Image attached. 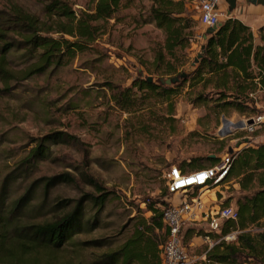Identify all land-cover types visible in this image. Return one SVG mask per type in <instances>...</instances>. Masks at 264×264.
Instances as JSON below:
<instances>
[{
  "label": "rangeland",
  "instance_id": "obj_1",
  "mask_svg": "<svg viewBox=\"0 0 264 264\" xmlns=\"http://www.w3.org/2000/svg\"><path fill=\"white\" fill-rule=\"evenodd\" d=\"M50 1L0 0V11L9 12L17 5L45 20V6ZM62 1L77 14L93 10L90 0ZM125 3L128 6L120 10L116 19L100 22L104 35L62 67L23 80L20 72L29 65L28 57L22 51L8 55L14 77L10 83L0 78V212L10 217L3 231L12 234L14 224L44 223L64 215L84 194H97L89 177L111 195L99 216L96 208L87 204L85 231L60 250L38 252L29 264H92L97 255L118 249L132 235L140 218L152 216L147 211L149 202H164L166 207L185 196L198 195L169 194L171 167L186 163V172L199 166L209 167L208 159L213 156L218 160L216 166L227 154L231 156L249 144L264 143V126L259 125L264 122L263 104H260L262 116L250 118L234 109L218 113L207 108L187 89L170 103L150 97L142 103L143 109L131 112L122 111L110 102L111 94L105 84L112 82L127 88L140 72L144 76L149 70L152 72L155 51L165 39L163 32L150 22L151 0ZM220 8L228 15L230 0H221ZM231 12V17L238 15L254 27L264 24V6L237 0ZM188 14L197 23L198 41L190 54L194 59L201 51L200 44L205 42L203 35L207 28L200 21L197 0L188 4ZM227 18L223 16L221 22ZM224 118L230 122L225 127ZM259 118L263 120L258 121ZM250 120L255 121L254 126L235 129L234 124ZM140 121L147 124L141 125ZM223 127L230 134H220ZM54 132L76 136L80 143H52L48 156L36 166L22 167L20 164L39 144L37 141ZM65 173L76 181L45 191L40 180ZM9 176L12 177L7 180ZM28 191L27 204L10 215L16 202ZM205 194L213 204L227 207L236 206L244 193L236 180L228 179ZM96 217L99 223L92 226ZM191 229L195 235L188 238ZM205 233L208 228L202 224L186 225L182 232L183 245L199 258L197 264L206 263ZM199 236L202 239H195ZM93 240H104L107 245L104 248L83 245Z\"/></svg>",
  "mask_w": 264,
  "mask_h": 264
},
{
  "label": "trees",
  "instance_id": "obj_2",
  "mask_svg": "<svg viewBox=\"0 0 264 264\" xmlns=\"http://www.w3.org/2000/svg\"><path fill=\"white\" fill-rule=\"evenodd\" d=\"M130 1L90 0L93 10L77 14L65 1L52 0L45 6V20L17 5L9 12L0 11V78L10 83L14 77L8 63L12 51H22L29 59V65L20 72L23 80L66 65L104 35L100 22L116 19L120 10L128 6L125 2ZM191 1L151 0L150 22L165 36L163 45L155 51L153 71L149 70L151 73L146 76L140 72L127 88L107 82L105 87L110 91V102L122 111L131 112L143 109L142 103L150 97L170 103L187 89L196 96L199 104L218 113L234 109L250 118L261 117L260 104L264 105V26L258 31L260 43L257 44L251 27L237 18L228 17L214 33L207 35L205 42L200 44V53L191 59V50L198 41L197 23L188 14ZM56 35L59 38H55ZM199 55L201 58L196 62ZM183 74H186L185 78ZM175 78L179 81L171 85L162 83V80ZM137 93L144 95L139 97ZM143 122L140 124H147ZM260 125L264 126V122ZM37 142L39 144L20 164L22 167L31 169L36 166L48 156L52 143L79 144L80 140L65 132H54ZM233 156L226 180H236L244 193L236 201L238 220L225 221L220 233H205L204 237L210 236L218 241L237 232V239L219 241L207 252L204 264H264V144H249ZM217 161L208 159L211 166H199L195 170L213 167ZM185 164L179 167L184 173ZM40 181L47 192L59 184H73L76 179L65 173ZM89 183L97 194H84L70 211L53 221L14 224L13 233L8 234L3 229L10 217L0 212V264H29L38 252L60 250L71 238L85 231L87 204L91 203L99 216L111 196L95 179L89 177ZM29 194L28 191L16 202L10 215L27 204ZM164 207V202H149L147 211L152 216L140 218L132 235L118 249L97 255L92 264H161L160 247L168 236L163 222ZM99 220L96 217L92 226H97ZM18 229L21 230L14 235ZM193 235L195 232L189 230L188 238ZM83 245L104 248L107 243L93 240L83 242Z\"/></svg>",
  "mask_w": 264,
  "mask_h": 264
},
{
  "label": "built area",
  "instance_id": "obj_3",
  "mask_svg": "<svg viewBox=\"0 0 264 264\" xmlns=\"http://www.w3.org/2000/svg\"><path fill=\"white\" fill-rule=\"evenodd\" d=\"M200 6V21L207 28L218 27L222 17H229L220 8L221 0H197ZM259 118L258 121H262ZM262 123V122H261ZM255 123L252 125L254 126ZM260 125V124H259ZM246 126V127H252ZM234 156H227L222 163L203 170H192L184 173L179 167H171L168 178L170 195L198 194L196 197L185 196L178 203H170L163 210V222L168 236L161 246L162 264H197L199 258L190 254L183 245L182 232L186 225H206L208 233H220L225 221H237L238 209L211 203L206 198V191L220 187L229 175ZM195 191L197 193H195ZM205 194V195H204ZM210 249L221 240L228 242L237 239V232H233L218 241L212 237H205ZM209 249V250H210ZM207 254V253H206ZM206 254L204 258H206Z\"/></svg>",
  "mask_w": 264,
  "mask_h": 264
},
{
  "label": "water",
  "instance_id": "obj_4",
  "mask_svg": "<svg viewBox=\"0 0 264 264\" xmlns=\"http://www.w3.org/2000/svg\"><path fill=\"white\" fill-rule=\"evenodd\" d=\"M246 1H247V3L252 4L254 6H259V5L264 6V0H246ZM230 4H231V11H232L237 6V0H230ZM231 11L228 12V16L229 17H231V13H232ZM221 24L222 23H220L219 26H221ZM218 27H213V28L207 29V33L204 36V39L207 38V35H210V34L214 33L217 30ZM200 58H201V55L198 56L196 62H198V60ZM182 77L185 78L186 77V74H183ZM149 80L152 81V78H150ZM177 81H179V78L169 79L167 81H163L162 80V83H166L167 85H171L172 83H175ZM254 123H255L254 120H250L247 123H245L244 121H241V122H239L237 124H234V126H235V129H239V128L242 129V128H245L247 125L248 126H252ZM229 124H230V122L227 119L224 118V120H223L224 127L226 125H229ZM224 127H223L222 131L220 132V134H222V135H226V134L228 135V134H230V132L228 131V129H224ZM213 157L215 158V156H213Z\"/></svg>",
  "mask_w": 264,
  "mask_h": 264
},
{
  "label": "crops",
  "instance_id": "obj_5",
  "mask_svg": "<svg viewBox=\"0 0 264 264\" xmlns=\"http://www.w3.org/2000/svg\"><path fill=\"white\" fill-rule=\"evenodd\" d=\"M259 6H262V5H259ZM259 6H257V7H259ZM260 14L262 13V11L261 10H259L258 11ZM233 18H237V19H239V20H241V21H243L246 25H248L249 27H251L252 28V30H253V32H254V34H255V36H256V43L257 44H259L260 43V41L258 40V31H259V29L260 28H262L263 26H264V24H260L259 26H257V27H254L255 25H253L250 21H246V20H243L240 16H238V15H235V16H233ZM257 28V32H256V29ZM262 144H264V143H262ZM262 144H260V145H262ZM250 145H252V144H250ZM241 151V150H240ZM208 201H211V199H208ZM212 203V202H211ZM228 207H235V208H237V205L236 206H228ZM238 209V208H237ZM263 222H264V220H263ZM204 226V225H203ZM209 232V231H208ZM195 239H202V236H199V238H195ZM204 239H205V237H204ZM195 241V240H194ZM205 241H206V239H205ZM206 243H207V241H206ZM208 244V243H207ZM209 245V244H208ZM209 249H210V246H208V250L206 251V253L209 251ZM161 254H162V250H161V247H160V260H161ZM161 262H162V260H161ZM162 264V263H161Z\"/></svg>",
  "mask_w": 264,
  "mask_h": 264
}]
</instances>
